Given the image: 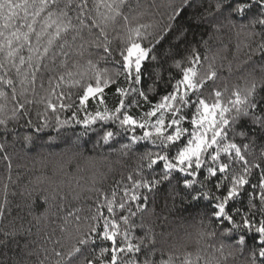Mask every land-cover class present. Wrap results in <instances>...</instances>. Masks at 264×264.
Returning <instances> with one entry per match:
<instances>
[{"label": "snow or ice", "instance_id": "6c2138e0", "mask_svg": "<svg viewBox=\"0 0 264 264\" xmlns=\"http://www.w3.org/2000/svg\"><path fill=\"white\" fill-rule=\"evenodd\" d=\"M186 8L201 10L193 20L206 24L210 37L225 30L244 37L236 46L248 49L236 65L242 83L216 85L215 64L224 58H209L187 41L188 29L175 23ZM143 15L139 0H0V154L10 170V140L39 149L59 147V140L67 158L57 171L75 191L67 169L83 157L92 170L90 184L85 189L77 180L81 190L73 199L86 191L95 205L83 218L80 209L68 211L64 235L49 249L30 239L31 227L3 224L11 210L4 185L0 264H228L237 256L244 257L241 264H264V0H180L159 30L140 23ZM173 34L176 42L160 54ZM201 43L207 48V41ZM33 105L42 106L37 123ZM46 129L55 135L38 143ZM89 141L93 153L107 147L121 157L136 155V166L105 190L112 165L102 152L84 156ZM142 142L147 147L137 152ZM64 183L41 197L45 204L65 198ZM28 197L31 210L35 199L31 192ZM201 200L213 205L197 231L202 247L158 248L157 236L164 233L157 234L144 217L167 221ZM33 219L39 225L47 217ZM249 234L258 243L249 246ZM217 237L218 247L208 243Z\"/></svg>", "mask_w": 264, "mask_h": 264}, {"label": "trees", "instance_id": "16d2710c", "mask_svg": "<svg viewBox=\"0 0 264 264\" xmlns=\"http://www.w3.org/2000/svg\"><path fill=\"white\" fill-rule=\"evenodd\" d=\"M135 2V0H134ZM141 5V11L144 15L140 17L139 22L142 24L154 25L156 30L162 28L168 23V17L173 11V7L180 4V0H139ZM200 9H184L182 14L177 17L175 21L178 27L188 29L187 41L191 44L196 45L198 50L204 54L206 53L209 58L212 55L218 54L219 57L224 59H217L215 67L219 73V79L216 81V85L223 87L225 83L229 86L235 83H242L238 80V77L242 75V71L238 70L236 65L246 59L245 52L248 49L243 48L237 50V44L244 40V37H237L235 31H222L220 33H212L211 37L209 33L212 30L204 23L197 24L193 17L198 14ZM251 15V13L249 14ZM237 20L245 22L247 17H236ZM153 31V29H149ZM174 35L167 37L158 48V52L163 54L169 47V43H175ZM207 41L208 45L205 48L201 41ZM147 44V41H145ZM183 55H187V52H183L185 45H181ZM94 60L98 57H92ZM87 57L82 59L80 62L84 63ZM232 63V72L229 73L228 63ZM207 61L203 62V69L207 68ZM223 64V67H221ZM100 67H108L110 70L114 68L111 63L101 62ZM202 69V70H203ZM175 74V71L174 73ZM166 75V74H165ZM47 76H45V81ZM45 87L47 84L45 83ZM38 91H40L38 89ZM160 94L165 92V88L160 86L158 89ZM41 95L43 92L41 91ZM114 96L111 91L108 92V102L111 107L114 103ZM42 106L33 105L31 112V119L33 123H37L36 112L41 110ZM68 113L62 114L66 116ZM23 119L21 124H23ZM11 126V125H10ZM21 132L34 131V129L21 128ZM51 133L55 135L52 129H46L45 133L38 134L40 140L38 143H43L47 139V134ZM94 139V137H93ZM239 142V141H238ZM59 147L55 148H44L39 149L34 146H25L22 140H16L8 143L6 148L7 154L11 162V169L9 170L8 160L2 158L0 154V196L3 195L4 185H7L8 200L10 201L11 210L7 216V219L3 221V224L7 225L10 221L14 222L17 227L21 224L25 228L31 227L32 234L30 239L37 242V246L44 243V246L51 249L54 246V242L61 239L64 233L61 232V228L65 226L64 217L67 212L76 209H80L79 215L83 218L84 216L90 215V208L94 210L95 205L92 200L87 197L90 195L86 191L83 192L79 200H74L73 195L75 191L81 189L77 187V180L79 185L85 189L90 184V177L92 170L88 167L86 160L81 157L74 160L73 163L68 167V171L73 174L71 189L68 186L69 177L62 176L58 171L59 164L62 160L67 157L62 155V149L65 147L59 140L57 141ZM91 142L85 146L84 156L99 155L101 152L108 156L109 161L112 165V172L108 174L107 180L103 183L102 187L107 190L113 184L114 180L120 179L121 173L127 175L128 171L136 166L138 157L134 154H130L128 157H121L109 148L98 150L93 153L91 151ZM119 143L114 144L113 148H118ZM147 147L146 143L142 142L137 152H141ZM68 155H71L69 153ZM77 164H79V171H77ZM106 171L107 169H102ZM61 181H64L63 195L64 199L57 197L55 201L50 200L49 204H45L42 196L48 195ZM175 183V181H173ZM101 186V185H98ZM168 190V185H162L160 189V202L162 203L163 197ZM32 193V198L35 199V205L30 210L27 205L31 203L28 197V193ZM240 206V205H236ZM213 205L207 201L201 200L188 211L177 213L173 216H169L167 221H162L157 216H145V223L152 224L157 234L163 232V236H157V247H163L166 251H184L185 248L189 251L195 252L198 247L197 245V231L201 228V219H207V214L211 212ZM31 211V215H29ZM159 213V208L157 209ZM43 214L47 219H42L39 225L36 224L33 216H41ZM72 219L71 217L69 218ZM133 221L137 224L140 223L139 217H134ZM31 222V223H29ZM83 222V221H82ZM69 229L74 227V222L67 225ZM143 233L137 230L136 235H142ZM170 234V235H169ZM49 236L50 240L45 242V237ZM220 238L217 237L215 240H210L208 243L216 244L219 246ZM254 243H258V239L254 234H249L248 244L249 246ZM209 252L212 249H208ZM8 255H11L9 252ZM244 259L242 256H237L235 260L229 258L228 264H241Z\"/></svg>", "mask_w": 264, "mask_h": 264}]
</instances>
